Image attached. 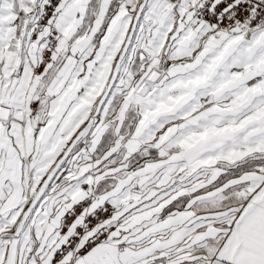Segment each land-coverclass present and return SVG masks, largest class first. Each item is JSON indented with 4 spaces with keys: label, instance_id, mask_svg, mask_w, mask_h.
Instances as JSON below:
<instances>
[{
    "label": "snow or ice",
    "instance_id": "1",
    "mask_svg": "<svg viewBox=\"0 0 264 264\" xmlns=\"http://www.w3.org/2000/svg\"><path fill=\"white\" fill-rule=\"evenodd\" d=\"M0 264H264V0H0Z\"/></svg>",
    "mask_w": 264,
    "mask_h": 264
}]
</instances>
